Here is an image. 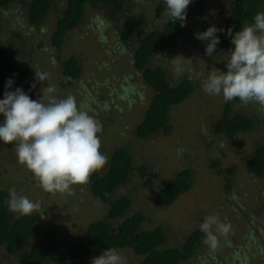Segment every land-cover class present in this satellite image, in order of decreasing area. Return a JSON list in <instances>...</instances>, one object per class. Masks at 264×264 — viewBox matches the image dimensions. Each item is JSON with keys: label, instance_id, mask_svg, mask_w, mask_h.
Here are the masks:
<instances>
[{"label": "rangeland", "instance_id": "obj_1", "mask_svg": "<svg viewBox=\"0 0 264 264\" xmlns=\"http://www.w3.org/2000/svg\"><path fill=\"white\" fill-rule=\"evenodd\" d=\"M29 1L16 0L9 8H0V41L2 39L4 44L22 42L25 46L19 56L20 70L13 89L21 87L34 99L40 98L46 86L54 87L58 98L75 96L78 106L94 113L101 122L100 147L108 157L107 163L121 146L135 154L137 165L144 167L145 176L140 175L138 168L128 186L120 188L119 194L134 195L135 204L129 213L118 219V224L142 210L144 228L162 225L167 230L168 248L181 245L194 230H200L206 217L214 215L221 223L230 225V231L223 235L213 226L216 247L206 243L205 236L196 253L182 264H264V176L257 178L246 169L256 147L264 144V110L256 103L225 102L222 96L204 93L202 85L209 72L227 70L223 60L227 51L217 45L213 56H207V41L202 42L195 36L212 25L219 29L230 15L232 0H213L203 11L196 10L194 0L188 5L187 29L168 61L162 64L168 66L173 78H178L179 73L186 75L188 71L177 72L174 65L191 64L195 71L190 76L193 82L198 74L197 85L187 99L169 111V132L160 130L145 139L137 136L136 128L144 118L152 91L140 74L135 73L132 64L141 37L136 36L124 44L120 31L130 15L146 21L145 33L163 28L166 19L162 0H136L111 18L109 10L89 7L83 22L59 47H53L52 35L65 0H55L49 17L39 27L28 24ZM196 44L199 51L193 52ZM70 57L78 60L81 77L73 87L63 91L58 63ZM36 71L47 73V80H37ZM227 105L230 115L240 112L255 118L254 128L232 139L217 132L215 126ZM178 149L183 151L178 152ZM183 170L192 173L190 189L170 204L159 206L157 193ZM36 182L31 172L17 162L14 143L0 142V190L9 186L43 207L34 210L40 219L26 250L42 238L49 224L61 228L60 250H63L78 240L92 222L108 216L109 207L104 204L101 207L88 185L73 181L71 190L61 196L58 192L42 190ZM42 209L53 214L46 216ZM117 250L126 257L127 264H139L142 260L132 249ZM21 256V253L9 256L0 247V264H20ZM92 258L85 263L72 261L69 264H91Z\"/></svg>", "mask_w": 264, "mask_h": 264}, {"label": "trees", "instance_id": "obj_2", "mask_svg": "<svg viewBox=\"0 0 264 264\" xmlns=\"http://www.w3.org/2000/svg\"><path fill=\"white\" fill-rule=\"evenodd\" d=\"M14 1L16 0H0V8H9ZM135 1L65 0V6L59 14L52 35L53 47H59L66 36L83 22L89 7L107 9L111 18L114 14L120 13L125 5H131ZM29 2L28 24L39 27L49 17L55 6V0H30ZM212 2L213 0H194V6L196 10L203 11ZM257 12H264V0H232L230 15L219 28L224 31L217 33L220 38L218 45L223 51L233 47L230 43L231 37L226 35V30L231 28L233 33L239 31L243 24L252 22ZM145 22L142 17L127 16L126 23L120 31V40L124 44L136 36L141 37L134 51L132 64L135 73L140 74L144 84L152 91L151 98L146 104L144 118L136 128V134L141 139L149 138L160 130H164L166 134L169 132L167 124L169 111L192 94L197 85L195 77H198L196 74L192 82L190 73L195 70L189 63L184 64L182 70H188L187 74L179 73L178 78H173L168 66L162 64L168 61L166 59L170 56L175 44L182 39L187 23L185 22L181 27L180 22L169 21L163 28L145 33ZM192 42L195 41L191 40ZM24 47L22 42L4 44L2 39L0 41V99L5 92L6 80L11 78L14 83L17 80L18 70H20L19 56L24 51ZM197 47L196 44L193 52L199 51ZM58 64V67H61L60 88L64 91L73 87L72 85L80 79L81 67L75 57H70L64 63ZM13 86L10 89L12 91L15 90ZM29 96L34 99L31 95ZM233 101L242 104L238 99ZM2 120L3 117L0 116V121ZM255 124L256 119L250 115L240 112L230 115V107L227 105L215 130L228 139H232L242 132L252 130ZM137 164L135 154L128 147L121 146L113 153L110 162L93 169L88 179L79 181L90 187L91 195L100 202L101 207L103 204L109 207L108 216L104 220L92 222L78 240L63 250H60L61 228L50 224V227L43 230L42 238L26 250L29 240L37 230L40 217L36 212L21 216L9 211L5 201L11 188L4 187L0 190V247L5 249L9 256L21 253L20 264H44L50 261L59 264H69L72 261L85 263L87 259L96 257L105 248L132 249L142 258L139 264H182L188 261L203 244L206 234L201 230H194L181 245L167 248V230L162 225L150 229L144 228L145 216L142 210L136 211L118 224V219L125 213H129L135 204L134 195L130 192L119 194L120 188L128 186L138 168L140 175L145 176L144 167L141 168ZM246 169L257 178L264 176V144L256 147L253 156L246 163ZM191 176L192 173L189 170L179 172L174 180L157 193L156 203L159 206L168 205L187 192L190 189ZM59 194L64 195L58 192ZM100 204L97 205L100 206ZM42 213L46 216L53 214L48 209L46 212L42 209Z\"/></svg>", "mask_w": 264, "mask_h": 264}, {"label": "clouds", "instance_id": "obj_3", "mask_svg": "<svg viewBox=\"0 0 264 264\" xmlns=\"http://www.w3.org/2000/svg\"><path fill=\"white\" fill-rule=\"evenodd\" d=\"M162 2L166 22L178 21L183 27L192 0ZM219 31L224 30L212 25L195 33L198 40L207 41L205 55L213 56L216 51ZM226 35L231 37L233 46L223 56L227 70L210 71L203 81L204 93L222 96L225 102L238 99L244 104L256 103L264 110V12H257L251 23L243 24L235 33L227 29ZM174 67L177 72L183 70L182 64ZM35 75L39 81L47 80L45 72L36 71ZM13 83L11 78L6 80L0 99V116L3 117L0 142L14 143L17 162L31 172L39 187L46 192L66 193L71 190L73 181L88 179L93 169L107 163L108 157L100 147L101 122L94 113L78 106L75 96L58 98L54 87L46 86L39 99H31L21 87L10 90ZM5 203L9 211L21 216L31 215L41 206L14 188L9 189ZM213 226L227 235L230 225L221 223L214 215L200 224V230L207 237L205 242L215 248L217 240L212 234ZM91 264H127V259L117 249L105 248L92 258Z\"/></svg>", "mask_w": 264, "mask_h": 264}]
</instances>
